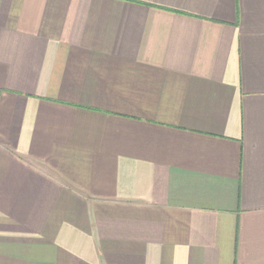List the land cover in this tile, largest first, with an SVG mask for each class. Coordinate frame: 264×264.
I'll return each mask as SVG.
<instances>
[{
  "label": "crops",
  "instance_id": "crops-1",
  "mask_svg": "<svg viewBox=\"0 0 264 264\" xmlns=\"http://www.w3.org/2000/svg\"><path fill=\"white\" fill-rule=\"evenodd\" d=\"M0 264H264V0H0Z\"/></svg>",
  "mask_w": 264,
  "mask_h": 264
}]
</instances>
